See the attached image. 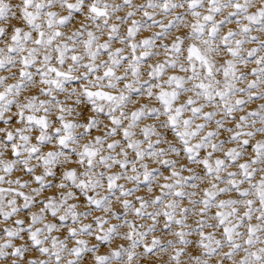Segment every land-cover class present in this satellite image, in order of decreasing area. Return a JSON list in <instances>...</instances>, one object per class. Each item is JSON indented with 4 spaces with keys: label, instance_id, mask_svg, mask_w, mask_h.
Here are the masks:
<instances>
[{
    "label": "snow or ice",
    "instance_id": "snow-or-ice-1",
    "mask_svg": "<svg viewBox=\"0 0 264 264\" xmlns=\"http://www.w3.org/2000/svg\"><path fill=\"white\" fill-rule=\"evenodd\" d=\"M0 146V264H264V2L0 0Z\"/></svg>",
    "mask_w": 264,
    "mask_h": 264
},
{
    "label": "clouds",
    "instance_id": "clouds-1",
    "mask_svg": "<svg viewBox=\"0 0 264 264\" xmlns=\"http://www.w3.org/2000/svg\"><path fill=\"white\" fill-rule=\"evenodd\" d=\"M113 2H115V0H113ZM258 2H264V0H258ZM79 22V21H78ZM73 27H75V25H73ZM151 31H155V29H149L148 31H145V32H143V33H141V35H143V36H147V35H149V33L151 32ZM9 71H12L11 69H9ZM146 77H141V79H145ZM37 87H41L40 85H37ZM53 95H57V93H53ZM59 95V97L62 99V101H63V97L66 95V93H61V94H58ZM40 99H46L45 97H43V96H41V97H39ZM73 99H74V97H73ZM63 102H65V103H68V104H71V100H67V101H63ZM99 103H103V101H100ZM153 103H155L154 101H153ZM250 106H253V105H250ZM45 107H51L52 108V112H50V113H47V114H45V113H37V115H48L49 117H51L52 115H54L55 114V111H56V109H55V106L54 105H51V106H49V105H45ZM107 110V109H106ZM186 115H187V113H186ZM68 118H72V117H68ZM102 123H104L105 125H106V121H102ZM148 123H152V121H149V120H144V121H142V124H148ZM56 125L55 124H53L52 125V127H55ZM139 130V126H138V128H137V131ZM76 131L78 132V131H80L79 129H76ZM30 136H35V132H29L28 133ZM139 138V137H138ZM109 139H115V137H110ZM33 143L35 142L34 140L32 141ZM143 146V145H142ZM0 147H2V146H0ZM50 147H55V144H52V145H50ZM78 147V146H77ZM121 147H123V144H121ZM105 151H107V150H105ZM24 156H26L27 154L26 153H24L23 154ZM63 159V158H62ZM149 158L148 157H145V160H148ZM143 161H137L136 163H142ZM29 164L30 165H37L38 164V162L35 160V159H33V160H31V161H29ZM152 166H158L157 164H156V162H155V160H154V162H153V164L152 165H150V167H152ZM116 169H112V171H115ZM42 171V169L40 168V167H36V173H40ZM226 171H227V169H226ZM129 174H132V173H129ZM13 175L15 176V175H19V173L17 172V173H13ZM22 179H25V180H27L28 179V177H26V176H24V177H22ZM127 183V185H130L131 184V182L129 181V182H126ZM35 185L34 184H32V183H29V185H28V187L29 188H32V187H34ZM56 191H62V190H60V189H56V188H53V189H49V191H48V193H45V195H47V194H51L52 192H56ZM96 191L98 192V194H100V195H103V193H104V191H105V189L103 188V187H101V188H98V189H96ZM141 191H143V189H141ZM154 194V193H153ZM118 206V205H117ZM149 210H151V206H150V208H149ZM97 213H93V215H96ZM177 214H179V213H177ZM103 215H107V213H103ZM133 219H138V218H136V217H132ZM111 222V221H110ZM3 223H4V221H2V220H0V226H2L3 225ZM143 223H145V224H147L148 223V221H143ZM40 225H35L34 227H39ZM95 231V230H94ZM42 236L43 235H47V233L45 232V233H42L41 234ZM58 235L59 236H61V237H63V232H60V233H58ZM156 235H159V233H156ZM4 238L3 237H0V240H3ZM122 243L124 242V241H121ZM17 243H22V241H17ZM68 243L69 244H71V241H68ZM91 243H95V241H91ZM101 251L102 252H106V251H108V248H103V249H101ZM64 257H65V261L67 260V259H70L71 257H69L68 256V254H67V252L65 251V253H64ZM158 258L159 259H161V260H163V259H165V257H162V256H158ZM49 264H54V261H52V260H49ZM182 264H191V262H190V260L188 259V257L187 256H184V257H182Z\"/></svg>",
    "mask_w": 264,
    "mask_h": 264
},
{
    "label": "bare ground",
    "instance_id": "bare-ground-1",
    "mask_svg": "<svg viewBox=\"0 0 264 264\" xmlns=\"http://www.w3.org/2000/svg\"><path fill=\"white\" fill-rule=\"evenodd\" d=\"M13 2H16V0H13Z\"/></svg>",
    "mask_w": 264,
    "mask_h": 264
},
{
    "label": "rangeland",
    "instance_id": "rangeland-1",
    "mask_svg": "<svg viewBox=\"0 0 264 264\" xmlns=\"http://www.w3.org/2000/svg\"><path fill=\"white\" fill-rule=\"evenodd\" d=\"M252 107H255V105H253Z\"/></svg>",
    "mask_w": 264,
    "mask_h": 264
}]
</instances>
